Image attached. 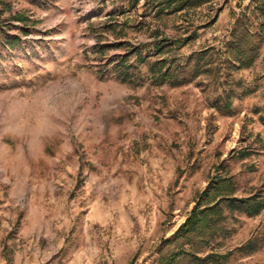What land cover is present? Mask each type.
<instances>
[{
  "label": "rangeland",
  "instance_id": "374dc122",
  "mask_svg": "<svg viewBox=\"0 0 264 264\" xmlns=\"http://www.w3.org/2000/svg\"><path fill=\"white\" fill-rule=\"evenodd\" d=\"M144 1L12 0L39 22L12 31L16 49L0 47V264H156L213 175L233 177L238 196L264 191V48L234 74L231 115L215 108L208 77L155 86L144 66L138 85L99 77L104 58L126 52L120 41L146 54L157 29L196 31L190 53L217 45L238 11L229 2L206 29L194 13L140 25ZM109 14L119 25L106 31ZM233 217L223 249L252 239L259 249L227 264H264V211Z\"/></svg>",
  "mask_w": 264,
  "mask_h": 264
},
{
  "label": "trees",
  "instance_id": "16d2710c",
  "mask_svg": "<svg viewBox=\"0 0 264 264\" xmlns=\"http://www.w3.org/2000/svg\"><path fill=\"white\" fill-rule=\"evenodd\" d=\"M140 1L128 0L129 8L137 9ZM231 1H237L238 11L227 33L216 41L217 45L209 44L184 53L198 41L200 35L196 31L188 36L172 37L157 29L149 53H144L142 45L134 47L129 41L118 42L116 46L125 48L126 52L104 58L105 63L98 70L99 77L138 85L140 66L147 68L155 86L181 87L198 78L208 77L214 81L218 95H221L215 108L220 113L231 115L234 74L251 69L264 48V0H145L139 22L142 25L148 19L160 21L164 16L194 13L201 14L200 20H203L199 29H206L218 23L220 14ZM13 6L12 0H0V47L12 50L22 44L21 37L13 35L12 31L18 29L28 35L39 22L26 12L15 11ZM208 6L213 13L203 19L202 11ZM119 15H108L109 21L104 24L106 31L115 30L119 22L114 20H118ZM100 39L94 50L105 56L103 53L112 46L101 44ZM259 121L264 125V116H260ZM250 155L248 150L239 153L242 158ZM237 192L233 177L222 173L213 175L205 189L196 195L195 205L185 222L158 245L156 264H227L235 253L245 256L258 251L259 244L254 239L232 250L223 249L234 234L227 225L230 217L234 218V214L256 217L264 211V191L248 196H238Z\"/></svg>",
  "mask_w": 264,
  "mask_h": 264
}]
</instances>
